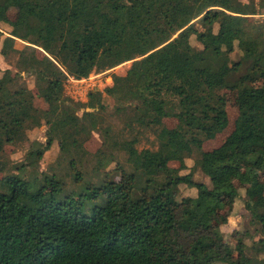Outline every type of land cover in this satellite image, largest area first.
<instances>
[{
    "label": "trees",
    "instance_id": "1",
    "mask_svg": "<svg viewBox=\"0 0 264 264\" xmlns=\"http://www.w3.org/2000/svg\"><path fill=\"white\" fill-rule=\"evenodd\" d=\"M11 8L19 10L16 21L8 18ZM256 11L242 0H0V27H9L6 35L0 30L1 53L17 55L19 71L0 77V152L25 129L43 120L49 126L46 143L33 142L29 161L0 179V264L226 263L232 247L214 228L222 199L238 197L241 164L251 180L264 172V87L249 86L264 78V26L258 34L243 26ZM37 48L48 55L38 59ZM129 62L125 76L114 75L105 92H89L86 103L73 106L65 96L68 78L87 79ZM24 74L35 77L47 111H38L32 91L19 87ZM218 87L237 92L239 115L225 142L205 151L203 144L229 126L225 97L206 94ZM104 94L117 110L132 107L131 138L119 145L132 170L118 165L95 183L70 158L77 189L69 191L68 174H43L38 166L56 141L68 154L75 129L99 126ZM83 108L93 111L80 117ZM167 118L178 120L174 129L164 125ZM147 131L155 136L154 150L138 148ZM188 159L195 164L182 174ZM172 161L180 167L170 168ZM198 171L210 185L195 178ZM184 188L196 194L180 197ZM246 197L263 237L250 248L252 233L234 231L236 264H264L257 258L264 254L258 182Z\"/></svg>",
    "mask_w": 264,
    "mask_h": 264
},
{
    "label": "rangeland",
    "instance_id": "2",
    "mask_svg": "<svg viewBox=\"0 0 264 264\" xmlns=\"http://www.w3.org/2000/svg\"><path fill=\"white\" fill-rule=\"evenodd\" d=\"M243 3L254 5L257 9L256 15H249L244 23V29L247 34H258L260 33V26H264V1L260 0H242ZM9 18L15 19L18 14V10L14 9L10 11ZM257 26V28H256ZM200 28V26H198ZM217 29V28H216ZM0 30L6 33L9 27H0ZM192 44L194 46H201L195 38L192 39ZM25 43H18L17 48L19 50L24 49ZM2 41H0V77L4 74L6 70H11L13 75L18 74L17 69V55H11L9 58L4 57L1 53ZM44 52L38 49V56L42 58ZM239 54H234V59L237 60ZM131 62L125 63L113 70H108L105 72H93L88 79H84V83H75L73 78H68L65 81V96L73 102V106L86 103L88 101V93L91 91L100 90L105 92L108 87L113 86V76H125L131 67ZM22 83V84H21ZM19 87L21 88L25 85L34 94L33 106L40 110L47 111L48 104L44 99L37 96L36 79L31 75L24 74L23 82L21 81ZM254 88L264 87V78L256 79L249 84ZM206 94L217 99L219 96L225 97L226 99V111L229 117L228 128L218 134L215 139L206 141L203 144L205 151L213 150L219 146L227 136L234 130V123L239 115L238 108V95L236 91H229L224 87H218L217 89L208 90ZM104 98V104L106 110L96 111V117L99 120V126L92 131H85L82 126H79L72 132L71 139L67 143L69 153H62L60 150L59 142L56 141L52 148L45 153L44 159L38 166V171L43 174H52L57 171L59 175L67 177V188L69 191L76 190L77 187L73 182V173L69 170L70 158H74L77 161V166L79 170L85 175L86 181L99 182L106 172L112 171L117 168L118 165L123 166L128 171L132 168L128 163V155L123 151L119 145L126 139L131 138V132L126 129V124L129 122V117L133 115L132 107L126 105L123 107L125 110H117L116 100L107 97L106 94ZM70 101V102H71ZM69 102V104H70ZM121 107V105H120ZM18 115H21L24 111L29 110H15ZM92 112L93 110L82 109L78 111L80 117L84 116V113ZM11 111H7L10 114ZM41 116V114H40ZM7 119V118H6ZM164 120V125L168 128L170 126L176 127L178 120L175 118H167ZM43 120V119H42ZM84 126H89V120L83 123ZM49 126L46 124L45 120L42 121L41 126L34 128H27L22 131L21 140L15 143H5L4 150L0 152V167L6 169V173L0 171V179H3L7 174H17L16 167L22 163L29 161V152L32 149L33 142L40 141L46 143L47 133ZM118 138V139H117ZM155 136L148 131L143 135L142 143L138 146L141 149H156ZM197 151V150H196ZM197 152H195L196 154ZM193 158V157H192ZM194 160L195 157H194ZM192 159L187 160L188 170H183L182 174H188L191 172L195 162ZM180 167L179 162L172 161L170 163V168L177 169ZM242 176L234 181L235 186L238 190V197H224L221 202V206L218 209V218L214 222V228L217 232L219 238L228 243L232 247V252L224 264H236L238 260V253L235 250L236 241L233 238L234 231H250L253 238H248L246 244L252 248L258 247V242L262 239L263 235L259 231L257 223L253 220L252 216L248 213L245 208L246 189L252 186L255 182L260 184L264 193V172L255 171L253 180L248 178L247 169L244 164H241ZM29 173V172H28ZM26 173V174H28ZM195 178L199 181L208 183L210 181L201 173L196 172ZM196 193L189 191L184 188L181 190L180 197L182 196H194ZM249 254L253 255L254 252L249 250ZM264 254H257V258H263Z\"/></svg>",
    "mask_w": 264,
    "mask_h": 264
},
{
    "label": "crops",
    "instance_id": "3",
    "mask_svg": "<svg viewBox=\"0 0 264 264\" xmlns=\"http://www.w3.org/2000/svg\"><path fill=\"white\" fill-rule=\"evenodd\" d=\"M14 9H16V10H18L17 8H11L9 11H8V18H9V13H11L10 11L11 10H14ZM18 15H19V10H18V14L15 16V19H12V21H16L17 20V18H18ZM10 19V18H9ZM11 20V19H10ZM38 49H40V50H42L44 53L42 54L43 56H42V58H40L39 56H38V54H37V52H38ZM37 52H36V55H37V58L38 59H40V60H42L45 56H47L48 54L43 50V49H41V48H37ZM167 120L168 119H166V123H167ZM177 124H178V122H177ZM177 126V125H176ZM169 129H174L175 127H173V126H170V127H168ZM229 136V135H228ZM227 136V137H228ZM226 140V139H225ZM225 140L219 145V146H217L216 148H218V147H220L224 142H225ZM216 148H214V149H216ZM213 149V150H214ZM207 151H209V150H207ZM212 151V150H211Z\"/></svg>",
    "mask_w": 264,
    "mask_h": 264
},
{
    "label": "built area",
    "instance_id": "4",
    "mask_svg": "<svg viewBox=\"0 0 264 264\" xmlns=\"http://www.w3.org/2000/svg\"><path fill=\"white\" fill-rule=\"evenodd\" d=\"M88 79V78H87ZM84 80V79H83ZM83 80H73L75 83H84Z\"/></svg>",
    "mask_w": 264,
    "mask_h": 264
}]
</instances>
